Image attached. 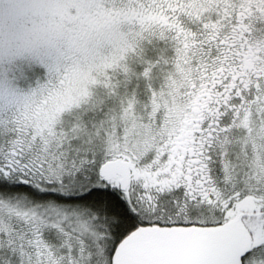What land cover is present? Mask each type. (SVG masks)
<instances>
[{
	"label": "snow or ice",
	"instance_id": "snow-or-ice-1",
	"mask_svg": "<svg viewBox=\"0 0 264 264\" xmlns=\"http://www.w3.org/2000/svg\"><path fill=\"white\" fill-rule=\"evenodd\" d=\"M0 264H264V0H0Z\"/></svg>",
	"mask_w": 264,
	"mask_h": 264
}]
</instances>
